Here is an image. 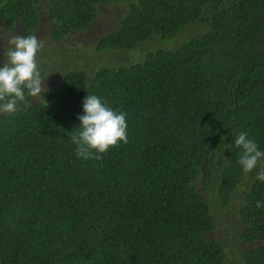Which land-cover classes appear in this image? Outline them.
<instances>
[{"label": "trees", "instance_id": "1", "mask_svg": "<svg viewBox=\"0 0 264 264\" xmlns=\"http://www.w3.org/2000/svg\"><path fill=\"white\" fill-rule=\"evenodd\" d=\"M119 1L0 0V20L30 46L45 17L59 42ZM125 3L99 41L125 64L34 99L58 61L33 80L0 58V264H224L233 201L256 245L238 262L264 264V0Z\"/></svg>", "mask_w": 264, "mask_h": 264}, {"label": "rangeland", "instance_id": "2", "mask_svg": "<svg viewBox=\"0 0 264 264\" xmlns=\"http://www.w3.org/2000/svg\"><path fill=\"white\" fill-rule=\"evenodd\" d=\"M125 2L126 0L100 5L98 15L91 24L83 31L69 33L59 42H54L51 39L50 22L45 17H42L41 24L37 29L35 44L30 46L25 43V45L18 43L19 34L14 30L8 33L0 20V58L8 64L7 59L10 57V52L23 54V57L26 58L25 62L31 64L29 70L31 71L30 78L33 80H36L41 73L46 74V66L49 69L48 65L53 58L58 61L57 73L53 80L46 78L33 85L32 95L34 99L39 97L42 90L55 83L60 77L59 75L63 73L75 69L84 70L87 71L89 77L94 70L100 67L125 64L126 53L106 52L99 49L100 39L106 33L114 32L119 27V20L124 16L127 8ZM44 12L41 11L43 16L45 15ZM7 64L4 63L6 67H8ZM210 200L211 204L217 206L216 202ZM235 205L233 201L228 210H221V207L214 208L218 217V226L211 232V236L224 242L226 249L224 264H237L244 250L256 246L255 243L247 244L239 239L238 235L243 225L240 220L239 209L235 208ZM238 264H241L240 261Z\"/></svg>", "mask_w": 264, "mask_h": 264}]
</instances>
